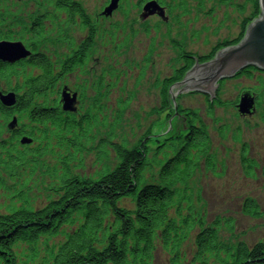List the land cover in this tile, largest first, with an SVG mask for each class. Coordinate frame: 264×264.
Here are the masks:
<instances>
[{
    "label": "rangeland",
    "instance_id": "obj_1",
    "mask_svg": "<svg viewBox=\"0 0 264 264\" xmlns=\"http://www.w3.org/2000/svg\"><path fill=\"white\" fill-rule=\"evenodd\" d=\"M70 1L78 4L89 23L95 25L93 30L88 26L91 46L84 61L78 60L81 63L57 83L46 101L60 109L59 92L63 87L77 94L71 113L82 122L81 129H77V145H58V139L66 134L52 128L44 147L38 149L40 157L28 159L9 171L1 163L6 157L4 141L8 140L2 122L0 214L21 205L41 209L50 198L55 199L64 167L61 162L69 154L72 160L65 167L71 175L97 179L113 170L117 159L112 144H122L127 149L139 142L146 144L152 166L142 173V185L155 184L160 166L171 156L170 149L163 148L162 143L175 138L186 127L184 111H188L198 116L208 140L204 155L197 160L192 158L197 167L185 184L191 194L192 209L203 215L204 227L219 220L217 237L226 246H252L264 241V72L252 70L249 77L235 75L218 81L215 98H211L213 104L207 102L209 95L185 92L175 98L176 108L181 109L179 115L160 109L161 82L180 68L181 57L207 56L217 45L236 40L258 10L255 12L248 0H155L166 7L168 21L163 22L157 16L141 17V6L146 0H120L118 8L107 18L101 13L109 0ZM55 2L0 0V14L7 15L0 25V37L11 36L9 41H21L28 46L30 39L35 41L36 51L47 56L58 69L73 47L83 41L87 29L80 21L71 23L72 19L55 9ZM44 16L47 19L42 20ZM32 18H41L43 22L37 40L25 30ZM14 70L19 82L23 77L37 75L36 70L27 66ZM19 82L11 80V84ZM246 91L256 97V109L252 115L241 117L235 105ZM19 121L29 125L24 116ZM37 142L32 146H39ZM206 159H210L212 168L205 166ZM245 200L256 203L257 217L242 212ZM119 206L131 210L133 201L122 200ZM169 217H174L173 209ZM69 230L61 228L55 237L40 238L34 244L36 257L32 261L27 258V244L15 245L17 264H50ZM197 230L194 227L182 241L177 257L155 236L149 264H197ZM173 258L176 263L171 262ZM209 264L217 263L210 258Z\"/></svg>",
    "mask_w": 264,
    "mask_h": 264
},
{
    "label": "trees",
    "instance_id": "obj_2",
    "mask_svg": "<svg viewBox=\"0 0 264 264\" xmlns=\"http://www.w3.org/2000/svg\"><path fill=\"white\" fill-rule=\"evenodd\" d=\"M248 2L257 12L259 0ZM56 7H68L67 12L71 16L79 13L85 25H89L78 4L70 0H56ZM3 17L6 18L7 15L0 14V22L4 21ZM44 19L47 18L44 16L42 20ZM25 30L27 33H33L37 40L41 25L34 21L30 27L26 26ZM6 37L11 39V36ZM242 37L241 34L233 43H238ZM29 42L31 47H35V41L30 39ZM224 44V47L230 45ZM223 46L214 48L209 58ZM87 48L89 40L75 55L72 54L70 59H66L64 66L60 65L58 71L47 56L37 52L33 54L26 65L37 69L39 74L24 81L27 91L15 102L17 113L29 111L28 119L31 123L43 127L50 123L53 127H61L60 131L69 135L67 141L74 147L77 145V138L72 130L81 129L80 121L77 123L73 117L64 116L56 107L48 108L45 99L47 92L53 91L56 83L65 74L70 73L80 59L84 60ZM195 58L189 54L183 55L180 68L172 77L164 80L161 88V110L173 105L170 96L172 86L183 81L186 72L194 65ZM209 58H199L197 62L203 63ZM252 70L255 69L245 68L236 77H249ZM8 76L5 65L1 64L0 77L8 79ZM34 98H42L44 101L34 104ZM206 99L208 101L210 96H206ZM171 109L173 110L172 107ZM172 112L179 115L181 109L176 108ZM184 112L186 129L181 130L182 134L179 133L175 138H169L163 145V148L170 149L171 156L160 166L156 184H141L145 168L152 166L147 145L141 142L131 150L113 144L117 164L113 170L101 174L96 180L71 175L65 167L67 162L72 160L69 154L63 161L60 186L55 190L56 200L40 211L21 206L8 215H0V264H16L12 250L15 243L25 242L31 250L41 236L55 235L62 226L69 223L73 225L71 218L74 215L81 217L82 224L65 237V242L53 255L52 264H147L151 258L156 233L159 234L164 248H169L171 254L177 257L182 241L194 227L198 229L194 237V260L197 264H209L210 258L217 264H264V242L251 247L244 243L226 246L217 237L219 220L204 227L203 215L195 213L192 209L191 194L185 184L197 167L192 158L197 160L200 155H204L208 140L198 116L193 112ZM170 118L167 117V121ZM58 142V145H61L62 139ZM38 149L39 147L21 152L20 158H10L8 165L13 166L15 161L26 160L29 156L40 157ZM209 162L210 159H206L205 166L212 168L213 164ZM245 162L244 160L243 165ZM126 198L133 201V210L118 207V202ZM171 209L174 210L172 218L169 217ZM242 212L257 217L259 208L255 202L245 200Z\"/></svg>",
    "mask_w": 264,
    "mask_h": 264
},
{
    "label": "water",
    "instance_id": "obj_3",
    "mask_svg": "<svg viewBox=\"0 0 264 264\" xmlns=\"http://www.w3.org/2000/svg\"><path fill=\"white\" fill-rule=\"evenodd\" d=\"M119 0H110L103 14L108 16L117 8ZM143 17L157 13L163 16L162 9L156 2H148L143 7ZM26 52L21 43L0 42V61L13 64L26 57ZM245 68H255L264 71V0H259L257 15L245 28L242 39L238 43H231L216 51L212 58L203 63L195 60L194 65L189 69L182 82L172 86L170 91L171 106L176 109L175 98L185 92H198L214 97L215 84L223 79L233 78ZM75 95L70 98L65 91L62 93L63 110L73 111ZM2 101L6 105L13 103L12 97H4ZM253 98L249 93H244L240 98L237 110L241 115H251L253 112ZM170 107L171 112L173 111ZM173 113V112H172Z\"/></svg>",
    "mask_w": 264,
    "mask_h": 264
},
{
    "label": "bare ground",
    "instance_id": "obj_4",
    "mask_svg": "<svg viewBox=\"0 0 264 264\" xmlns=\"http://www.w3.org/2000/svg\"><path fill=\"white\" fill-rule=\"evenodd\" d=\"M55 7H56V2H55ZM67 8L68 7H66V8H64V9H60V8H58V7H56L55 9L57 10V11H60V12H62L63 14H65V15H67L68 16V18H69V20H71L72 19V21H71V23L72 22H77V21H79L78 20V18L79 19H81L82 18V16L79 14V13H76V15H70L69 14V12H67ZM112 14V13H111ZM110 14V15H111ZM110 15H108V16H110ZM74 16H76V17H74ZM83 16H84V13H83ZM35 18H32V19H30L29 20V22L30 23H33L34 21L35 22H39V25H41L42 26V23L43 22H41V19L40 20H34ZM76 19V20H75ZM28 22V23H29ZM4 23V21L3 22H0V25H2ZM82 24L84 25V26H86V27H84V26H82L83 28H86L87 29V26L88 25H85V23L84 22H82ZM95 25H94V23L92 24V27H94ZM93 29H95V27L94 28H90V30H93ZM86 37L85 38H87L81 45H83L87 40H89V39H91L92 38V36H90V33H89V29L88 30H86ZM29 44H31V43H29ZM23 46V48H24V50L26 51V52H28V54L26 55V57L24 58V59H22V64H24V65H26L27 63H28V61H30L29 59L32 57V55L33 54H35L37 51V49H36V47H31V46H28V45H22ZM90 46H91V43L89 44V48H87V51L90 49ZM35 50V51H34ZM38 53V52H37ZM87 54V53H86ZM1 64H3V65H5V71L9 74V76H11V77H13L16 73H18V72H16L15 70H14V68L10 65V64H8V63H4V62H1L0 61V65ZM63 66H64V64H62ZM61 65V66H62ZM255 69V68H254ZM255 70H257V69H255ZM36 71H38L37 69H36ZM242 71V70H241ZM240 71V72H241ZM258 71H260V70H258ZM260 72H264V71H260ZM27 78H29L28 76H26L24 79H23V82L27 79ZM74 101H76V99L74 100ZM170 107L169 106H167V108H166V110L164 109L163 111H165L166 113L168 112V110H170L169 109ZM163 109V108H162ZM43 131V133L44 134H46L47 132L45 131V130H42ZM72 132H73V134H77V129L76 130H72ZM64 133V132H63ZM64 134H66V133H64ZM68 134V133H67ZM43 145V147H44V144H42L41 143V146ZM14 153V154H13ZM13 155H14V157L15 158H17V159H19L20 158V151L18 150V149H14L13 150ZM141 184H143V178L141 179Z\"/></svg>",
    "mask_w": 264,
    "mask_h": 264
},
{
    "label": "flooded vegetation",
    "instance_id": "obj_5",
    "mask_svg": "<svg viewBox=\"0 0 264 264\" xmlns=\"http://www.w3.org/2000/svg\"><path fill=\"white\" fill-rule=\"evenodd\" d=\"M159 4V3H158ZM160 5V4H159ZM161 7H163V9H164V12L166 13V7H164V6H162V5H160Z\"/></svg>",
    "mask_w": 264,
    "mask_h": 264
}]
</instances>
